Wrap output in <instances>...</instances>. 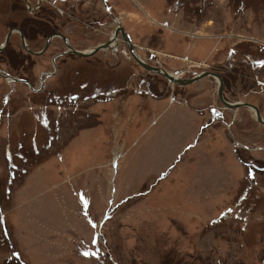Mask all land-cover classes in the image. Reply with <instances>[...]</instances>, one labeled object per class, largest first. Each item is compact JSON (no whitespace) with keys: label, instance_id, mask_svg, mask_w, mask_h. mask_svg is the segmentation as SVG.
<instances>
[{"label":"rangeland","instance_id":"rangeland-1","mask_svg":"<svg viewBox=\"0 0 264 264\" xmlns=\"http://www.w3.org/2000/svg\"><path fill=\"white\" fill-rule=\"evenodd\" d=\"M115 2L148 60L180 78L227 58L213 35L264 39V0ZM132 72L123 102L47 109L48 121L5 110L0 264H264V127L242 109L231 141L209 78ZM227 98L264 107V95Z\"/></svg>","mask_w":264,"mask_h":264},{"label":"flooded vegetation","instance_id":"flooded-vegetation-1","mask_svg":"<svg viewBox=\"0 0 264 264\" xmlns=\"http://www.w3.org/2000/svg\"><path fill=\"white\" fill-rule=\"evenodd\" d=\"M117 6L115 0H0V118L15 115H5V110L39 109V119L48 121L52 112L47 109L83 111L86 101L103 99L91 105L123 102L132 94V69L135 65L143 69L134 61L132 50L140 60L157 65L155 59L148 60L150 50L134 43L130 19L124 16L129 11ZM212 37L229 42L225 61L219 66L201 62L191 67L207 66L205 71L220 76L225 101L252 104L261 115L264 107L246 100L229 101L227 96L264 95V39L231 32ZM148 74L143 69L137 80L144 83ZM206 78L216 84L213 94L223 106L214 107L216 111L209 108L210 113L215 120L222 118L221 111L231 113L224 125L233 141L229 130L237 113L250 110L226 107L218 97L216 79Z\"/></svg>","mask_w":264,"mask_h":264},{"label":"water","instance_id":"water-1","mask_svg":"<svg viewBox=\"0 0 264 264\" xmlns=\"http://www.w3.org/2000/svg\"><path fill=\"white\" fill-rule=\"evenodd\" d=\"M132 57L134 59V61L140 65L144 70H146L149 73L155 74V75H160L163 78H165L169 83L176 85V86H188L191 84L196 83L197 81L206 78L208 76H213L217 83H218V97L220 99V101L226 106L229 107L231 109L236 110L239 107H246L247 109L250 110L252 116L254 117V119L259 123L264 125V119L262 118V116L260 115V112L258 110V108L252 104H240V103H228L227 101H225L222 97V80L220 78L219 75L217 74H212L208 71H203L193 77L190 78H180L177 79L175 78L171 72L166 71L165 69H163L160 66H152L149 65L147 63H145L144 61L140 60V58L138 57V55L135 53V51L132 50Z\"/></svg>","mask_w":264,"mask_h":264},{"label":"built area","instance_id":"built-area-1","mask_svg":"<svg viewBox=\"0 0 264 264\" xmlns=\"http://www.w3.org/2000/svg\"><path fill=\"white\" fill-rule=\"evenodd\" d=\"M173 73H174V75L177 76V79H180V76H181V74H182L183 72H182V71H174Z\"/></svg>","mask_w":264,"mask_h":264},{"label":"bare ground","instance_id":"bare-ground-1","mask_svg":"<svg viewBox=\"0 0 264 264\" xmlns=\"http://www.w3.org/2000/svg\"><path fill=\"white\" fill-rule=\"evenodd\" d=\"M172 75H173L175 78H177V76H176V75H174V73H172Z\"/></svg>","mask_w":264,"mask_h":264},{"label":"crops","instance_id":"crops-1","mask_svg":"<svg viewBox=\"0 0 264 264\" xmlns=\"http://www.w3.org/2000/svg\"><path fill=\"white\" fill-rule=\"evenodd\" d=\"M178 105H180V103Z\"/></svg>","mask_w":264,"mask_h":264}]
</instances>
